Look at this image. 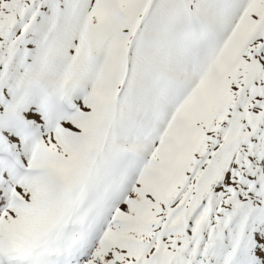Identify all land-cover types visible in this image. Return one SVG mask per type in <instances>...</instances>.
<instances>
[{
  "label": "snow or ice",
  "instance_id": "6c2138e0",
  "mask_svg": "<svg viewBox=\"0 0 264 264\" xmlns=\"http://www.w3.org/2000/svg\"><path fill=\"white\" fill-rule=\"evenodd\" d=\"M0 264H264V0H0Z\"/></svg>",
  "mask_w": 264,
  "mask_h": 264
}]
</instances>
